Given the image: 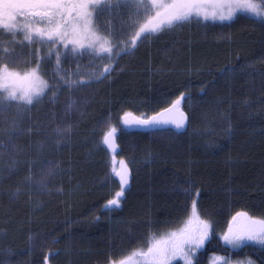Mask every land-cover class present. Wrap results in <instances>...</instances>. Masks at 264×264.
Wrapping results in <instances>:
<instances>
[{
    "label": "trees",
    "instance_id": "16d2710c",
    "mask_svg": "<svg viewBox=\"0 0 264 264\" xmlns=\"http://www.w3.org/2000/svg\"><path fill=\"white\" fill-rule=\"evenodd\" d=\"M142 14L133 2H107L94 25L121 48ZM5 66L40 69L47 89L31 105L0 89V264L117 263L179 231L193 199V215L210 225L193 264L213 257L264 264V246L223 241L237 212L264 219L263 20L190 19L117 56L29 42L0 28ZM182 93L184 134L123 125L124 113L150 118ZM113 126L115 166L127 164L131 186L120 207L108 209L120 189L103 144Z\"/></svg>",
    "mask_w": 264,
    "mask_h": 264
},
{
    "label": "snow or ice",
    "instance_id": "6c2138e0",
    "mask_svg": "<svg viewBox=\"0 0 264 264\" xmlns=\"http://www.w3.org/2000/svg\"><path fill=\"white\" fill-rule=\"evenodd\" d=\"M101 0H72L71 3H65V0H0V18L6 19L11 22L15 20L18 11L21 8H42L46 9L42 16H63L66 12L71 15L72 11L76 12L78 20L82 26L73 25L71 33L67 30L61 31V26L57 24L55 27L48 30L36 29V33L41 37H46L48 40L62 41L67 47L68 44L73 45L72 51L77 52L78 48L83 49L85 47L84 40L88 41L87 47L92 50L95 55L103 53L111 54L112 48L109 46L107 40H103L96 36L90 30L91 21L88 19L91 13L88 11L89 5H99ZM137 7H143L148 9L149 6L155 9V14L143 24L139 31H137L131 41L132 48L121 49L126 54H131L132 49L135 47L136 41L140 38L142 33H158L164 27L172 28L176 24H182L189 21V19L195 15L196 17L201 16V4L205 3V0H173L172 3H165L164 0H150L149 3H145V0H134ZM228 2H234L238 7L244 11L251 12L258 17H264V10H261V4L254 3L253 0H228ZM234 13L228 16L219 15L215 13L212 15L213 21L219 19L220 21H231L233 20ZM204 20L209 17L207 14H203ZM49 23H52L51 19ZM4 27L12 31L16 25L14 23H4ZM26 38L30 39V36ZM78 46V47H77ZM57 64H59V58L57 57ZM105 72H110L108 67L105 68ZM0 80L5 81V86L8 87L10 84H15L17 81H27L33 85L30 88L17 89L15 87H8V99L22 101L26 105L33 104V100L44 94V90L47 85L40 80L37 69H32L29 73H26L23 77L19 74L11 73L8 71L7 66L0 69ZM19 91V95L17 92ZM188 97H185L182 93L179 98L171 102V106L165 108L163 112L158 113L148 119H135L129 120L128 116L131 113H124L122 119L123 125H139L144 127H152L159 130L162 126L172 125L177 130H181L185 127L187 117L181 110L182 102H185ZM175 110L176 115L165 118V112L172 113ZM122 130V129H121ZM116 133L117 128L111 127L110 130L103 136V144L113 153L112 160L113 166L111 171L114 176L118 178L120 185L119 191L115 193L112 199H109L105 205V208H119L121 204V198L125 195V190L129 185L130 170L127 164L121 160L120 167L115 166V153L118 145L116 144ZM197 202L195 199L191 201V211L193 214L197 212ZM247 217L251 222L249 225L233 231L230 227L228 232L223 235V240L227 245L234 247L240 246L245 241H255L261 245H264V219H254L249 217L247 212H237L236 216L233 217L235 220L237 217ZM203 227L198 230L196 235L182 233L179 238L176 237V233H172V238L176 239V243L171 245V255L169 254V246L167 242L160 241L153 244L147 249V252L142 253L143 256L147 257L146 264H170V260L176 255L177 251H180L184 256L185 264H192V259L183 253V245L188 244L192 250L199 248L204 241L208 238L210 231V225L207 222H202ZM115 264V262H113ZM119 264H126L124 260H121ZM251 264V262H249Z\"/></svg>",
    "mask_w": 264,
    "mask_h": 264
},
{
    "label": "rangeland",
    "instance_id": "374dc122",
    "mask_svg": "<svg viewBox=\"0 0 264 264\" xmlns=\"http://www.w3.org/2000/svg\"><path fill=\"white\" fill-rule=\"evenodd\" d=\"M71 2H72V0H65V3H71ZM105 2H114V3H116V2H134V0H101L99 5L102 4V3H105ZM164 2L165 3H172L173 0H164ZM253 2L257 3L255 0H253ZM145 3H149V5H150V0H145ZM99 5H96V6L89 5L88 11L91 13V16L88 18L91 21L90 30L93 33H95L96 36L100 37L101 39L107 40L109 42V46L112 48L111 54L103 53V54H100V55L117 56V55H120L121 53H125V52H122L121 49L132 48L131 42L127 46H123L121 48H118L109 38L103 37L102 35H100L97 32V29H96V27L94 25L93 16H94L95 9ZM200 7H201V12H202L201 16L196 17L195 15H193L190 19H198V20H201V21H204V22H211V23H217V24H227V23H230L233 20H235L236 17H238L239 15L244 14V15H249L251 17H254L256 19L264 21V17H258V16H256L255 14H253L251 12L244 11V10L240 9L236 3L228 2V0H205V3L201 4ZM139 8H140V10L143 13L142 14L143 17H142V20L138 23L136 31H139V28L143 24H145L150 19V17L152 15L155 14V9L152 8L151 6H149L148 9H145L143 7H139ZM21 9H23V10H21ZM21 9L18 11L16 17L19 18V19L23 18L24 20H26V21L23 22V23L26 22V24L20 25L16 21H11V22L5 21V22H1V24L4 25V23H14L16 25L15 28L20 30L26 37L27 36L31 37L30 39L27 38L29 41L36 40V39L43 40V41H50V42H53V43H57L60 46H63L65 49H71L72 50L73 45L68 44L67 47H65V44L62 41H58V40H55V39L54 40H48L46 37L41 38L36 33L35 30L36 29L48 30L50 28L55 27L57 24H59L61 26V31L67 30L69 33H71V28H72L73 25L82 26L81 22L78 20V18L76 16V12L75 11H72L71 15H68V13L66 12L63 16H60V15L42 16V15H37V13H41L42 14L44 11H46V9H42V8H27V7H25V11H24V8H21ZM261 10H264V9H261ZM213 13H215L217 16H219V15L228 16L229 14L234 13V17H233V20H231V21H228V20L220 21L219 19L213 21V19H212ZM203 14H207L209 18L207 20H204ZM50 19H51L52 23H49ZM165 28H167V27H164L163 29H165ZM153 34H156V33H148V32L142 33L140 38L136 41L135 47L132 49V51L134 49H136L138 44L145 37L151 36ZM84 44H85V47L83 49H79L78 48V52L84 51V50L92 52V50H90L87 47V45H88V41L87 40H84ZM8 71L11 72V73L19 74L20 77H23L26 73L30 72V71L20 72V71H14V70H9V69H8ZM37 72H38V76H39L40 80L43 81L46 84V82H45V80L43 78L42 71L40 69H37ZM100 75H104V73H102ZM8 87H15L17 89H21V88H30V87H33V85L29 84L27 81L21 80V81H17L15 84L8 85ZM8 87L5 86V81L0 80V88H1V90H3L6 93V95H7V92H8ZM46 89H47V87L45 88L44 93H45ZM19 94L20 93L18 91L17 95H19ZM42 96H40V97H42ZM7 97H8V95H7ZM40 97H38V98H40ZM38 98H35L34 100H36ZM20 102H22V101H20ZM119 166H120V163H118L116 165L117 168H119ZM196 207H197V205H196ZM197 213H198V207H197L196 214ZM248 216L251 217L250 215H248ZM252 218H254V217H252ZM254 219H256V218H254ZM257 220H259V219H257ZM250 223L251 222L248 220L247 217L240 216V217H237L235 220H233V219L231 220V223H230L228 229L231 227L233 229V231H236V230H239V229L249 225ZM202 227H203V224L201 223L200 217L198 215H193V213H192L191 217L186 222V224L179 231L176 232V237L179 238L182 233L196 235L198 233V230L201 229ZM227 232H228V230L226 231V233ZM209 237H210V235H208V238L204 241V243L199 248L194 249V250H192L191 246L188 245V244H184L183 245V253L187 254L192 259V264H193V258L197 255V253L199 251L203 250V248L205 247V244L207 243ZM160 241L167 242V244L169 246V254L171 255V251H172L171 245L176 243V239L172 238V233L168 234V235H166L164 237H161L159 239H156L152 243V245L157 243V242H160ZM245 243L246 244L247 243L255 244L257 246H264V245L259 244L258 242H255V241H252V242L245 241L241 245H244ZM227 246H229V247H231L233 249H238L240 247V246L234 247V246H231V245H227ZM145 252H147V250L146 251H142V252H138V253L130 256L129 258L124 259V261L126 262V264H146V261H147L148 258L142 255V253H145ZM222 261H223V258H221V257H219V258H216V257L214 258L213 257L211 259V261H210V264H249V263H246L248 261H246V262H241V261H238V262H225V263H223ZM119 262L120 261H118L115 264H119ZM179 262H181L182 264H185V260H184L183 254H181L180 251H177L176 255L170 260V264H176V263H179ZM250 262H251V264H255L252 261H250Z\"/></svg>",
    "mask_w": 264,
    "mask_h": 264
},
{
    "label": "water",
    "instance_id": "95a60500",
    "mask_svg": "<svg viewBox=\"0 0 264 264\" xmlns=\"http://www.w3.org/2000/svg\"><path fill=\"white\" fill-rule=\"evenodd\" d=\"M182 110V109H181ZM183 111V110H182ZM184 112V111H183ZM184 114L186 115V113L184 112ZM158 115V114H157ZM174 115H176V112H175V110H173V112L172 113H167V112H165V118H168V117H172V116H174ZM186 117H187V121H186V123H185V127L183 128V129H181V130H177L174 126H172V125H168V126H162L159 130H163V129H167V128H173L175 131H177L178 133H182V132H184L186 129H187V126H188V124H189V119H188V116L186 115ZM135 120V119H134ZM128 127H130V128H134V129H136V130H139V131H141V132H145V131H149V132H153V131H157V129H154V128H152V127H144V126H139V125H135V124H132V125H127ZM130 181H131V175H130V179H129V185H128V187L126 188V189H128L129 188V186H130Z\"/></svg>",
    "mask_w": 264,
    "mask_h": 264
},
{
    "label": "bare ground",
    "instance_id": "6f19581e",
    "mask_svg": "<svg viewBox=\"0 0 264 264\" xmlns=\"http://www.w3.org/2000/svg\"><path fill=\"white\" fill-rule=\"evenodd\" d=\"M181 109L184 110V109H183V102H182V104H181ZM163 111H164V110H163ZM163 111H161V112H163ZM128 119H129V120H134V119H142V118L129 117ZM125 127L128 128V129H130V130L137 131V132H139V133H149V131L141 132V131L136 130V129H134V128H130V127H128L127 125H125ZM188 127H189V124H188V126H187V129H188ZM187 129H186L184 132H182V133H178V132L175 131L173 128H167V129L157 130V131L171 130V131L175 132L176 134L181 135V134H184V133L187 131ZM109 150H110V149H109ZM110 151H111V150H110ZM116 152H117V150H116ZM119 167H120V166H119ZM128 168H129V167H128ZM129 170H130V169H129ZM130 173H131V171H130ZM130 175H131V174H130Z\"/></svg>",
    "mask_w": 264,
    "mask_h": 264
},
{
    "label": "flooded vegetation",
    "instance_id": "af4514ba",
    "mask_svg": "<svg viewBox=\"0 0 264 264\" xmlns=\"http://www.w3.org/2000/svg\"><path fill=\"white\" fill-rule=\"evenodd\" d=\"M1 19V18H0Z\"/></svg>",
    "mask_w": 264,
    "mask_h": 264
}]
</instances>
